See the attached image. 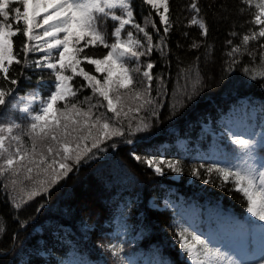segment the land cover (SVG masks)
<instances>
[{
    "label": "snow or ice",
    "instance_id": "6c2138e0",
    "mask_svg": "<svg viewBox=\"0 0 264 264\" xmlns=\"http://www.w3.org/2000/svg\"><path fill=\"white\" fill-rule=\"evenodd\" d=\"M145 5L150 9L147 15ZM137 7V0H0V182L19 230L31 227L35 213L50 207L45 197L71 172L120 144L132 146L129 158L146 165L154 175L162 176L166 170L183 172L181 160L146 153L138 143L144 136L138 134L160 123L165 109L166 119L176 117L213 82L236 87L231 77L238 67L245 77L264 80V0H236L235 4L190 0L188 23L198 26L203 39L188 44V49L195 50L193 63L177 72L178 80L183 75L190 86L174 87L171 98L166 70L173 55L169 36L174 21L169 0H139L141 11ZM245 14L250 19L244 20ZM222 23L231 30L223 42V57L217 60L208 37ZM181 35L190 39L187 31ZM175 47L180 51L184 44L178 42ZM158 60L165 68L155 72ZM176 60L180 62L181 57L177 55ZM202 62L208 64L203 75ZM259 127L260 131L255 126L225 127L224 136L235 147L225 145L229 150L220 160L191 168L190 174L203 178L205 184L231 183L250 214L245 221L247 242L230 252L212 234L178 228L179 254L191 264H264V122ZM129 179L134 180V175ZM29 202L38 206L26 214ZM130 219L131 205H127L118 222L127 230ZM82 223L86 232L99 227L98 222ZM4 232L0 226V234ZM11 239L18 235L13 233ZM112 239L118 237H107ZM97 246L116 264H134L126 257L124 242L97 241ZM8 251L0 249V260ZM48 255L54 257L52 249ZM25 264H40V260L30 256ZM47 264L92 262L66 261L60 256ZM157 264L175 262L164 257Z\"/></svg>",
    "mask_w": 264,
    "mask_h": 264
},
{
    "label": "trees",
    "instance_id": "16d2710c",
    "mask_svg": "<svg viewBox=\"0 0 264 264\" xmlns=\"http://www.w3.org/2000/svg\"><path fill=\"white\" fill-rule=\"evenodd\" d=\"M229 2L235 4L236 0ZM188 3L190 0H169L174 21L169 36L173 55L170 58L171 66L166 70L170 73L169 98L172 97L174 87L182 88L186 83L190 86V80L186 81L183 75L178 80L177 72L193 63L195 50L188 49V44L193 39H203L198 26L188 23L191 18L186 8ZM137 5L139 12V0ZM149 11V7L145 5L143 14L147 15ZM154 18L158 20V17ZM243 19L248 20L250 16L245 14ZM137 22L143 26L140 16H137ZM230 30L227 24L222 23L215 25L210 31L208 43L213 45L217 60L223 57V42L229 38ZM182 31H187L190 39L182 37ZM134 35L137 38L142 36ZM178 42L184 44L180 51L175 47ZM158 55L154 54L153 59H157ZM177 55L181 57L180 62L176 60ZM248 59L245 56L244 62L247 63ZM164 68L163 61L158 60L154 71L159 72ZM207 70L208 64L202 62L201 74H205ZM192 73L195 74V68ZM231 80L236 87H225L213 82L200 93L195 102L183 108L176 117L166 119L168 113L165 109L160 123L148 133L138 134L144 136L138 143L143 145L146 153L159 152L167 159L181 160L184 171L179 174L166 170L162 176L154 175L146 165L129 158L127 153L132 146L120 144L117 149H110L95 161L90 160L71 172L51 191L50 197H45L50 207L41 213H35L36 221L26 230H19L12 220L15 213L5 200L0 182V226L5 229L0 234V249L9 250L8 256L0 260V264H5V261L8 264H13V261L25 264L30 256L33 259L38 258L40 264H47L50 259L60 256L66 261L103 264L107 260L108 264H116L109 254L98 248L97 241L124 242L126 257L134 261V264H157L164 257L171 258L175 264H191L190 260L179 254L182 250L179 249L175 235L178 228H187L206 236L212 234L227 245L223 248L224 251L230 252L232 248L246 243L249 234L245 221L250 216L242 203L241 195L231 183L218 187L219 180L216 184H205L203 178L190 174L192 167L215 163L221 159L223 152L235 147L223 132L221 135H211L204 128L206 122L210 121L213 131H223V126L219 124L220 118L238 103V97L241 96H249L251 103L264 105V80L253 81L245 77L239 67ZM19 94L23 95L24 90ZM84 94L89 93L85 90ZM263 116L261 108L257 111L255 120L247 115V129L255 126L256 131H260L259 125ZM178 139L184 140V147L176 144ZM160 144L166 145L158 147ZM225 145L229 148H225ZM203 172L204 169H201L202 174ZM130 175H134L135 179L130 180ZM170 189L183 197L182 203L174 208L163 206L162 203V198ZM151 198L155 199L157 207L150 205ZM191 202L195 209L193 216L189 217L183 204ZM127 205H131V219L130 226L125 230L118 221L121 209ZM37 206L38 204L29 202L24 212L33 213ZM98 212L103 214L98 216ZM82 222H98L99 227H93L86 232ZM13 233L18 235L15 241L11 239ZM109 236H116L118 239L107 240ZM13 243L14 249L11 247ZM49 249H52L54 257L48 255Z\"/></svg>",
    "mask_w": 264,
    "mask_h": 264
},
{
    "label": "rangeland",
    "instance_id": "374dc122",
    "mask_svg": "<svg viewBox=\"0 0 264 264\" xmlns=\"http://www.w3.org/2000/svg\"><path fill=\"white\" fill-rule=\"evenodd\" d=\"M17 6H19V5H17ZM9 22L15 24L14 21H9ZM228 118H234V116L232 115V111H229V112H228ZM233 127H235V128H240V125H239L238 122L235 121V126H233ZM178 144L181 145V144H182V141H178ZM176 176H177V175H176ZM180 200H181V199L178 198V199H175V200L170 199V200L168 201V199L166 198L164 201L167 202L170 206L173 207V206H175L176 203L179 202ZM151 204H152V205H155V202H154V201H151ZM184 208H185L186 211H188L189 206L185 205Z\"/></svg>",
    "mask_w": 264,
    "mask_h": 264
}]
</instances>
